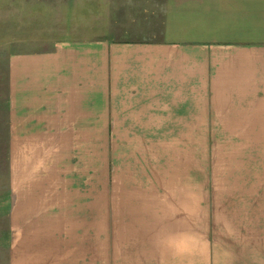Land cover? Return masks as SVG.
I'll return each instance as SVG.
<instances>
[{"label":"crops","instance_id":"obj_1","mask_svg":"<svg viewBox=\"0 0 264 264\" xmlns=\"http://www.w3.org/2000/svg\"><path fill=\"white\" fill-rule=\"evenodd\" d=\"M108 3L11 62L7 263L264 264V0Z\"/></svg>","mask_w":264,"mask_h":264},{"label":"rangeland","instance_id":"obj_2","mask_svg":"<svg viewBox=\"0 0 264 264\" xmlns=\"http://www.w3.org/2000/svg\"><path fill=\"white\" fill-rule=\"evenodd\" d=\"M109 0H0V264L7 263L11 242L9 210L10 129L9 88L11 62L28 55L49 54L57 42L93 37L117 38L116 29L125 27V12L117 10L109 20ZM113 13V12H112ZM134 18V17H133ZM137 22L141 21L139 18ZM121 20V24H120ZM132 20V19H131ZM124 35H137L128 22ZM16 59V60H15ZM12 188V187H11ZM16 243V242H15Z\"/></svg>","mask_w":264,"mask_h":264}]
</instances>
